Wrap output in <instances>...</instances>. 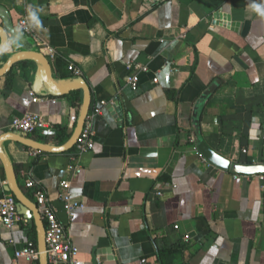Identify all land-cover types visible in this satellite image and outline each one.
Masks as SVG:
<instances>
[{
  "label": "crops",
  "instance_id": "0c3cea01",
  "mask_svg": "<svg viewBox=\"0 0 264 264\" xmlns=\"http://www.w3.org/2000/svg\"><path fill=\"white\" fill-rule=\"evenodd\" d=\"M256 5L264 11V0H0V198L16 187L45 229L26 186L36 182L78 250L73 264H162L160 249L165 264H264V174L220 169L196 148L201 136L231 163L264 164ZM29 10L33 34L17 29ZM77 79L89 97L70 89ZM101 101L93 148L81 151L80 120ZM26 113L47 126L6 132ZM64 180L83 205L71 213ZM17 203L20 220H0V264H42L15 258L41 240Z\"/></svg>",
  "mask_w": 264,
  "mask_h": 264
},
{
  "label": "built area",
  "instance_id": "2783aa9c",
  "mask_svg": "<svg viewBox=\"0 0 264 264\" xmlns=\"http://www.w3.org/2000/svg\"><path fill=\"white\" fill-rule=\"evenodd\" d=\"M38 21V22H37ZM31 20L28 16H21L17 22V29L20 32L33 34L40 25V21ZM141 68L139 65H135ZM68 69L75 75H80L81 71L74 64H69ZM138 76L136 73L127 78V83L131 88L136 89ZM37 100V98H33ZM106 102L101 101L84 119L82 129L78 136V148L81 151L93 148V122L98 116ZM47 125L40 114L26 113L20 117L12 118L6 132L20 135L29 134L35 130L45 128ZM61 199L64 201L67 212L82 207L81 203L73 201L68 191L67 181H61ZM26 186L32 187L33 182L28 180ZM160 194V193H159ZM35 200L38 209L45 220L44 245L41 248L32 242H27L21 249L15 252L16 259H24L28 262L38 261L41 255L46 258L47 264H73L78 253L76 246L69 240L66 230L58 220L54 208L51 206L46 193L42 190L35 191ZM0 220L6 227H12L19 220V206L15 196L8 193L0 198Z\"/></svg>",
  "mask_w": 264,
  "mask_h": 264
},
{
  "label": "water",
  "instance_id": "95a60500",
  "mask_svg": "<svg viewBox=\"0 0 264 264\" xmlns=\"http://www.w3.org/2000/svg\"><path fill=\"white\" fill-rule=\"evenodd\" d=\"M0 32L3 35V42L0 46V52L3 49V47L5 46V43L7 41L6 35L4 33V31L0 28ZM82 88L85 90L86 95L89 97V91L88 88L85 84V82L81 79H77L74 81V83L72 84L70 89L73 88ZM56 88V87H53ZM57 89V88H56ZM60 93L65 92L64 90H59L57 89ZM87 112V108L80 120V128L82 127L83 124V120L84 117L86 115ZM3 137H0V140ZM67 146L61 147L59 148V150H63L66 149ZM196 148L198 150V152L200 153V155L206 160L208 161L210 164H212L213 166H216L220 169L223 170H230L232 173L235 174H246V175H256V174H264V164H240V163H231L226 157L222 156L221 154L217 153L216 151H214L213 149H211L202 139L201 136H198L197 138V142H196ZM10 189L13 191V194L15 195V197L17 198V200L19 202H21L24 206H27L35 215L36 220L38 222V228H39V232H40V243L39 246L42 248L44 245V225L43 222L40 218V215L38 213L37 207L35 204L30 203L27 201V199L20 193V191L17 190L16 187H10ZM40 261L42 262V264H47L46 263V258L44 255H41L40 257Z\"/></svg>",
  "mask_w": 264,
  "mask_h": 264
},
{
  "label": "clouds",
  "instance_id": "9594fccd",
  "mask_svg": "<svg viewBox=\"0 0 264 264\" xmlns=\"http://www.w3.org/2000/svg\"><path fill=\"white\" fill-rule=\"evenodd\" d=\"M256 10L258 12H261V14H264V11L261 10L260 6L259 5H256L255 6ZM29 18L33 21H37V17H36V13L35 11H32V10H29ZM38 22V21H37Z\"/></svg>",
  "mask_w": 264,
  "mask_h": 264
},
{
  "label": "trees",
  "instance_id": "16d2710c",
  "mask_svg": "<svg viewBox=\"0 0 264 264\" xmlns=\"http://www.w3.org/2000/svg\"><path fill=\"white\" fill-rule=\"evenodd\" d=\"M171 93H172V92H171ZM171 93H170V94H171ZM33 185H34V186H33V190H34V191H36V190L39 189V187L36 186V182L33 181ZM164 254H165V250H164V249H160V251H159V255H158V256H159V259H160V261H161L162 264H165V263L163 262Z\"/></svg>",
  "mask_w": 264,
  "mask_h": 264
}]
</instances>
